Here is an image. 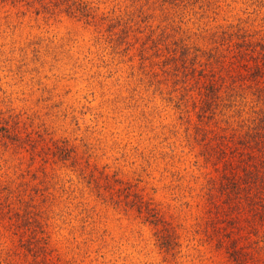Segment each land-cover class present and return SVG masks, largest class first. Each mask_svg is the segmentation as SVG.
<instances>
[{"label":"rangeland","instance_id":"obj_1","mask_svg":"<svg viewBox=\"0 0 264 264\" xmlns=\"http://www.w3.org/2000/svg\"><path fill=\"white\" fill-rule=\"evenodd\" d=\"M79 1L90 22L0 0V264H235L234 241L260 264L252 214L264 184L230 209L222 164L240 158L223 163L218 140H203L259 128L264 101L239 90L220 108L233 116H197L162 55L209 51L230 27L264 36V0Z\"/></svg>","mask_w":264,"mask_h":264},{"label":"trees","instance_id":"obj_2","mask_svg":"<svg viewBox=\"0 0 264 264\" xmlns=\"http://www.w3.org/2000/svg\"><path fill=\"white\" fill-rule=\"evenodd\" d=\"M21 1L12 0V3L16 4ZM23 1L27 2L28 0ZM37 1H40L39 3L47 8L51 5H57V8L69 17L85 18L87 19L85 21L89 22L91 19H94V15L88 5L79 0ZM45 1L48 2L45 3ZM174 1L178 5L186 2V0ZM139 5L143 9L141 2ZM147 10H150V8L147 7ZM132 14L133 12L126 13L127 16H131ZM119 23L120 25L125 24L123 28L126 32H132L130 22L122 23L121 20H118V26ZM151 31L154 32L152 29ZM114 35H110L111 39H113ZM163 35H165L164 31L161 33L160 38ZM259 37L257 38L255 34H250L245 30H234L230 27L219 33L212 34V39L209 38V40L216 47L209 51H200L193 48L196 51V55L193 54V57H191L192 48L182 45L181 53L169 51L162 55L165 60L162 61V66L165 67L163 72L170 80L173 79L175 83L181 84L180 89L183 91L195 93V97H190L193 100L194 109L197 107V102H199L197 116H233L229 114L231 110L223 111L220 108L224 107L227 103H234L235 105L236 102L235 100L232 102V99L238 96L239 90L251 89L260 101H264V36ZM152 43L156 45L154 46L156 47V51H159L157 42ZM143 50L146 51L145 48ZM197 53H200V55H197ZM178 90L179 88H176L174 92ZM196 99L198 100L196 101ZM246 127L247 129L242 137L236 135L234 129L229 136L223 135L216 130H211L213 135L210 137L205 136V140H203L206 144L212 140H218L215 143V147L220 150L215 152L223 163L229 162L228 158L231 160L235 159L233 156L240 158V161L237 162L238 165H234V160L232 161L234 163L222 164L224 168L229 169L221 177L222 182L219 186L220 192L227 197V200L229 199L230 209L237 211V213L243 207V203L251 204L253 192H258V188H260L259 184L262 186L264 184V177H259L260 174L256 171V167L264 163V124L258 126L259 128H250L249 125ZM54 149L57 152H54L53 156H57L63 162L69 159L70 152L67 149L59 146H55ZM250 150L251 152H249ZM245 152L251 154V156L247 155V159H251L252 157L249 163L244 161L245 156L243 154ZM228 155L231 157H228ZM254 155L256 156L254 157ZM257 160L259 161L258 165L254 163ZM235 169L236 171H234ZM238 170L242 171V174ZM261 207L263 210L261 213L255 211L252 214L253 225L258 222L261 230H257V228L253 229L252 235L255 239L254 242H251V245L258 252H262L259 256V261L261 262L260 264H264L263 202H261ZM152 217L154 219L153 222L151 221L152 224L159 226L161 220L157 213L152 215ZM23 233L26 234L27 232ZM165 239L166 236L164 237V235L158 236V241H160L161 245L166 243L167 239ZM229 248L231 249L229 256L235 264H251L250 260H253L252 257L246 254L236 241L230 242ZM256 264H258V261Z\"/></svg>","mask_w":264,"mask_h":264}]
</instances>
